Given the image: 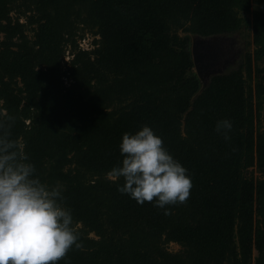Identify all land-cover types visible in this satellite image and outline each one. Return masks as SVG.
I'll use <instances>...</instances> for the list:
<instances>
[{"label": "trees", "instance_id": "1", "mask_svg": "<svg viewBox=\"0 0 264 264\" xmlns=\"http://www.w3.org/2000/svg\"><path fill=\"white\" fill-rule=\"evenodd\" d=\"M252 1L0 0V116L15 117L42 182L63 185L79 232L81 247L57 264H264V178L244 175L264 169V0ZM243 26L253 51L202 86L191 34ZM79 28L98 36L90 49ZM221 118L233 123L228 142ZM142 125L192 179L168 215L107 175L122 133Z\"/></svg>", "mask_w": 264, "mask_h": 264}, {"label": "clouds", "instance_id": "2", "mask_svg": "<svg viewBox=\"0 0 264 264\" xmlns=\"http://www.w3.org/2000/svg\"><path fill=\"white\" fill-rule=\"evenodd\" d=\"M15 117L0 116V264H57L73 246L79 232L64 204L63 185H49L36 174L24 147L13 136ZM215 131L228 142L233 123L218 119ZM122 161L107 173L117 190L138 204L153 202L164 214L166 205L183 204L192 179L164 147L163 138L149 125L123 132L119 144Z\"/></svg>", "mask_w": 264, "mask_h": 264}, {"label": "rangeland", "instance_id": "3", "mask_svg": "<svg viewBox=\"0 0 264 264\" xmlns=\"http://www.w3.org/2000/svg\"><path fill=\"white\" fill-rule=\"evenodd\" d=\"M263 8V4L260 0L252 1V9ZM14 16L15 13L12 12ZM240 15H247L243 12H240ZM85 32L86 38L83 44L92 40L93 37L98 38L94 35L92 30H81L80 28L77 31V34ZM182 35L184 32L179 31ZM251 28L248 26L241 27L237 32L229 34H218L208 37H200L198 35L191 34V46H195L197 49H200L204 53L205 65L204 71L202 72V86H204L205 81L207 82L208 77L213 73H222L236 67L240 60L245 56V53L252 52L254 46L251 44ZM86 46V45H84ZM65 60L71 59L68 50L65 53ZM258 66H264V59L258 62ZM255 76H258L255 74ZM256 79L254 78L253 82ZM244 175L247 177L252 176L253 178H264V169H259L256 166L247 168L244 171ZM261 215L257 213L255 220L259 221ZM92 235V234H90ZM165 247L172 252L179 251L181 245L177 242H167Z\"/></svg>", "mask_w": 264, "mask_h": 264}, {"label": "water", "instance_id": "4", "mask_svg": "<svg viewBox=\"0 0 264 264\" xmlns=\"http://www.w3.org/2000/svg\"><path fill=\"white\" fill-rule=\"evenodd\" d=\"M191 54H192V60L194 63V69L199 76L200 79H202V72L204 71V65H205V59H204V53L201 52L200 49H197L194 45L191 46ZM206 84V81H205Z\"/></svg>", "mask_w": 264, "mask_h": 264}, {"label": "built area", "instance_id": "5", "mask_svg": "<svg viewBox=\"0 0 264 264\" xmlns=\"http://www.w3.org/2000/svg\"><path fill=\"white\" fill-rule=\"evenodd\" d=\"M87 36L83 35V37L79 38L78 39V46L81 48V49H90L92 47V40L86 42L85 44H83V42H85L84 40H88V38H86ZM86 45V46H84Z\"/></svg>", "mask_w": 264, "mask_h": 264}]
</instances>
